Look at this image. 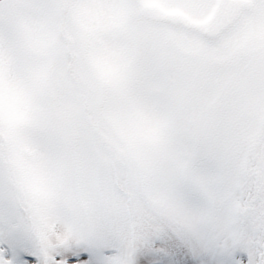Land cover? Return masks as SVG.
<instances>
[{"label": "snow or ice", "instance_id": "snow-or-ice-1", "mask_svg": "<svg viewBox=\"0 0 264 264\" xmlns=\"http://www.w3.org/2000/svg\"><path fill=\"white\" fill-rule=\"evenodd\" d=\"M0 264H264V0H0Z\"/></svg>", "mask_w": 264, "mask_h": 264}]
</instances>
